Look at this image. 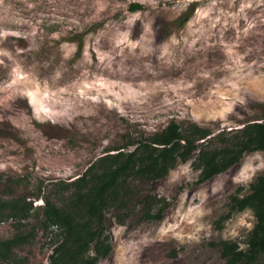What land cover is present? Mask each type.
<instances>
[{"label":"rangeland","instance_id":"1","mask_svg":"<svg viewBox=\"0 0 264 264\" xmlns=\"http://www.w3.org/2000/svg\"><path fill=\"white\" fill-rule=\"evenodd\" d=\"M263 110L264 0H0V242L24 239L0 264H48L57 243L37 196L68 203L69 184L107 151L172 120L216 136ZM263 174L258 151L201 184L193 158L155 182L131 176L97 264H224L218 242L244 250L254 225L250 210L229 213V197ZM17 198L34 208L24 219L5 207ZM158 199L161 220H142Z\"/></svg>","mask_w":264,"mask_h":264},{"label":"trees","instance_id":"2","mask_svg":"<svg viewBox=\"0 0 264 264\" xmlns=\"http://www.w3.org/2000/svg\"><path fill=\"white\" fill-rule=\"evenodd\" d=\"M141 8L135 3L128 6L131 12ZM191 11L192 7H189L187 14L175 22L176 28L188 21ZM80 48L81 43L79 51ZM193 131L196 135L191 138L172 120L161 131L132 140L124 149H115L116 153L108 154L107 151L69 184L71 196L68 203L61 206L49 198L37 196L42 201L37 209L25 198L10 200L5 207L18 219L26 218L33 209L41 212L42 230L50 231L57 243L48 264H97L112 251L104 234L106 213L112 207L124 209L127 200L124 183L131 176L155 182L165 178L179 163L193 158V166L198 171L197 183L206 182L238 164L243 155L264 151V110L260 120L216 136L197 127ZM214 140H220L222 144L211 147ZM157 201L160 203L157 210H144L142 220H161L168 203L164 199ZM244 210L251 211L254 225L246 236L244 250L235 242H218L224 264H264V174L245 194L238 192L229 197V213ZM22 242V237L14 236L0 242V251L4 256L8 255Z\"/></svg>","mask_w":264,"mask_h":264}]
</instances>
